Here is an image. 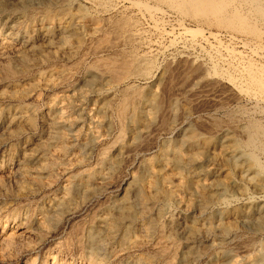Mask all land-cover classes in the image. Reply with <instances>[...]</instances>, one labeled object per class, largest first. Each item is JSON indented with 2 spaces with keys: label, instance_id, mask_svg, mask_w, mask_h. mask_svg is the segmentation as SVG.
<instances>
[{
  "label": "rangeland",
  "instance_id": "374dc122",
  "mask_svg": "<svg viewBox=\"0 0 264 264\" xmlns=\"http://www.w3.org/2000/svg\"><path fill=\"white\" fill-rule=\"evenodd\" d=\"M54 1L4 0L0 10V39L14 47L0 55V264H42L49 247L64 248L65 264H82L91 248L78 230L117 202L135 218L126 219L112 250L101 254L105 264H264V178L243 177L251 166L247 150L229 152L245 139L248 121L264 124V95L246 75L264 67V42L156 0ZM67 11L84 15L79 33L60 34L56 24ZM95 25L99 32L88 33ZM64 38L76 47L70 56L61 52ZM91 69L98 74L91 76ZM53 107L69 123L60 128L64 140L51 122ZM190 132L201 143L184 145ZM202 145L208 156L200 166L170 160L175 149L187 157ZM139 178L146 185L166 181L174 192L160 204L166 209L156 223L163 232L139 229L148 223L136 215ZM64 192L71 202L66 215L49 217L51 198ZM200 197H212L203 212L196 206ZM194 221L202 231L188 238ZM209 225L211 238L203 234ZM59 240L64 247L54 246Z\"/></svg>",
  "mask_w": 264,
  "mask_h": 264
},
{
  "label": "bare ground",
  "instance_id": "6f19581e",
  "mask_svg": "<svg viewBox=\"0 0 264 264\" xmlns=\"http://www.w3.org/2000/svg\"><path fill=\"white\" fill-rule=\"evenodd\" d=\"M31 1V0H30ZM57 1V0H56ZM54 1V2H56ZM63 1H68V0H63ZM70 1V0H69ZM102 1V0H101ZM160 3H165L167 5H169L171 8L175 9V11L180 12L181 14H185V15H190L196 18H200L203 21L209 23V24H215L217 26H221V27H225L228 29H231L233 31H236L238 33H245L247 34L249 37H251L252 39L256 40V41H260V42H264V0H156ZM71 2V1H70ZM3 3L4 0H0V10H3ZM53 3V0L52 2ZM57 3V2H56ZM68 3V2H67ZM144 3V2H143ZM7 4V3H6ZM58 4V3H57ZM5 5V4H4ZM71 5V4H70ZM54 6V5H53ZM62 6V5H61ZM66 6V5H65ZM147 6V5H145ZM52 7V6H51ZM60 7V6H59ZM64 7V6H63ZM72 7V6H71ZM61 8V7H60ZM79 8V7H78ZM11 9V8H10ZM67 9V8H66ZM7 10V9H6ZM65 10V9H64ZM68 10V9H67ZM70 10V9H69ZM84 10V9H83ZM74 11V10H73ZM73 11H67L65 13V15L63 14L64 18L63 20H60V22L58 21V23L56 24L57 27L60 30V34L69 32V33H79V26H81L82 20L84 15L80 14V13H76ZM62 12V11H61ZM64 12V11H63ZM87 12V10H86ZM1 13V12H0ZM23 13V12H22ZM26 13V12H25ZM4 14V13H1ZM11 14V13H10ZM18 14V13H17ZM21 14V13H20ZM7 15V13H6ZM12 16V15H11ZM16 17V16H15ZM56 17V16H55ZM98 18V17H97ZM94 19V18H93ZM95 20H97L95 18ZM104 20V19H103ZM109 20V19H108ZM52 21V20H51ZM99 21V19H98ZM49 22V21H48ZM97 22V21H94ZM100 22V21H99ZM109 22V21H108ZM120 22V21H119ZM126 21H123V23ZM129 22V21H127ZM11 23V22H10ZM54 24V23H53ZM93 24V23H92ZM97 24V23H96ZM101 24V22L99 23ZM97 24V25H99ZM131 24V21L129 23ZM128 24V25H129ZM208 24V25H209ZM38 25V24H37ZM95 25L93 27H91V29H89L88 33H91L92 35H95L99 32V27ZM108 25V24H107ZM129 25V27H131ZM100 26V25H99ZM116 26V25H115ZM134 26V25H133ZM118 27H120L118 25ZM122 27V26H121ZM125 27V26H124ZM123 28V27H122ZM121 28V29H122ZM134 28V27H131ZM120 29V30H121ZM126 29V28H125ZM129 29V28H128ZM230 30V31H231ZM24 31V30H23ZM103 31V29H102ZM46 31H44L45 33ZM49 32V31H48ZM81 32V31H80ZM122 32V31H121ZM124 32H127V30ZM68 33V34H69ZM129 33V32H128ZM133 33V32H132ZM128 34V35H132ZM196 33V32H195ZM67 34V33H66ZM4 35V34H3ZM64 35V34H63ZM81 35V33H80ZM125 35V34H124ZM127 35V33H126ZM126 35L124 37H126ZM10 36V35H9ZM47 36V35H46ZM50 36V35H49ZM134 36V35H133ZM14 37V36H12ZM45 37V35H44ZM48 37V36H47ZM95 37V36H94ZM248 37V38H249ZM2 38V37H1ZM9 38V37H8ZM130 38V36H129ZM12 39V38H11ZM10 39V40H11ZM30 39V38H29ZM48 39V38H47ZM85 39V38H84ZM24 40V39H23ZM45 40V39H44ZM63 45L61 48V52L63 53V55H72V53L74 52L75 49L72 47V45H70V41L67 42L65 40V38L63 39ZM127 40V39H124ZM56 41V40H55ZM85 41V40H84ZM253 41V40H252ZM254 41V42H256ZM11 42V41H10ZM9 41H7L6 39H0V55L4 56L6 55L9 51H14V47L13 45L10 43ZM23 42V41H22ZM61 42V40H60ZM25 43V42H24ZM259 44V43H258ZM261 44V43H260ZM45 46V45H44ZM106 46V45H105ZM18 47V46H17ZM47 47V45H46ZM60 47V46H59ZM105 48V47H104ZM103 48V49H104ZM109 48V47H108ZM13 49V50H12ZM30 49V48H29ZM59 50V49H58ZM78 52V50H77ZM76 52V53H77ZM61 53V54H62ZM74 55V54H73ZM75 56V55H74ZM44 57V56H43ZM67 57V56H66ZM63 57V58H66ZM73 57V56H71ZM70 57V58H71ZM1 58V57H0ZM3 58V57H2ZM9 58V57H7ZM69 58V59H70ZM4 59V58H3ZM68 59V60H69ZM132 59V58H131ZM135 59V58H134ZM6 60V57L5 59ZM42 60V59H41ZM128 60V59H127ZM130 60V58H129ZM136 60V59H135ZM143 60V59H142ZM126 61V60H124ZM141 61V60H140ZM7 62V61H6ZM5 62V63H6ZM139 62V59H138ZM4 63V64H5ZM23 63V62H22ZM119 63V62H118ZM123 63V62H122ZM121 63V64H122ZM147 63H150L147 61ZM107 64V63H106ZM134 63H132L131 65H133ZM137 64V63H136ZM139 64V63H138ZM145 65V63H143ZM101 65V64H100ZM142 65V64H141ZM147 65V64H146ZM2 66V65H1ZM6 66H8L6 64ZM99 66V65H97ZM102 66V65H101ZM113 66V65H112ZM117 66V65H116ZM10 66H8L9 68ZM111 67V66H110ZM114 67V66H113ZM139 67H141L139 65ZM143 67V65H142ZM5 68V67H4ZM122 68V67H121ZM147 69V68H146ZM145 69V70H146ZM3 70V69H2ZM14 70V69H13ZM17 70V69H16ZM72 70V69H71ZM140 70V69H139ZM143 70V71H145ZM4 71V70H3ZM15 71V70H14ZM91 76H96L98 73V71H93L91 69ZM147 71V70H146ZM89 72V71H88ZM115 72V71H114ZM118 72V71H117ZM6 73V72H5ZM14 73V72H13ZM17 73V72H16ZM64 73V72H62ZM124 73V72H123ZM125 74V73H124ZM12 75V74H11ZM15 75V74H14ZM113 75V74H112ZM247 75V79L249 84L252 86V88L254 90H257L258 92L261 93V95H264V67L260 66L259 68H254V69H250L248 71ZM90 76V77H91ZM44 78V76H43ZM101 78V77H100ZM121 78V77H120ZM246 78V77H245ZM65 79V78H64ZM115 79V78H114ZM40 80V79H39ZM63 80V79H62ZM106 80V79H104ZM55 80L52 81V83ZM90 81V80H89ZM95 81V80H94ZM101 81V80H100ZM117 81V80H116ZM36 82V81H35ZM49 80L46 82L48 83ZM105 82V81H104ZM93 83V82H92ZM95 83V82H94ZM50 84V83H48ZM47 85V84H46ZM45 83L43 84V86H46ZM93 85V84H92ZM32 86V85H31ZM49 86V85H48ZM46 86V87H48ZM103 86V85H102ZM30 90V89H29ZM256 91V92H257ZM125 94V93H124ZM256 95V94H255ZM107 96H109L107 94ZM111 97V96H110ZM264 97V96H263ZM105 100V99H104ZM110 100V99H109ZM105 103V102H104ZM106 104V103H105ZM56 106V104H54ZM53 105V106H54ZM60 108V107H59ZM106 108V106H105ZM50 109V108H49ZM101 109V108H100ZM52 113V119L51 122L55 125H57V130H58V136L57 138L61 139V127L65 126L66 124H69L67 121L62 119V115H63V110H60L56 107H53L49 110ZM2 112V111H1ZM49 112V113H50ZM67 112V111H66ZM81 114V113H80ZM75 116V115H74ZM124 116V115H123ZM104 118V117H103ZM12 119V118H11ZM94 119V118H93ZM23 120V119H22ZM72 120V119H71ZM100 120V119H99ZM102 120V119H101ZM248 120V119H247ZM250 120V119H249ZM30 122V121H29ZM11 125V124H10ZM72 125V124H71ZM68 126V125H67ZM173 126V125H172ZM64 128V127H63ZM102 129V128H101ZM142 129V128H141ZM76 130V129H75ZM79 130V129H78ZM83 130V129H81ZM96 130V129H95ZM98 130V128H97ZM57 133V132H56ZM89 133V132H88ZM94 134V133H93ZM244 134H245V139L243 141H234L231 146H230V154H235L237 151L239 150H247V154L249 156V160H250V168L246 171H243L242 175L243 177H247L248 176V172L253 173L255 176L258 177H263L264 178V164H262L259 160L258 157V153H261L262 155H264V124L261 123V121H257L256 120H250L248 121L247 125L245 126V130H244ZM57 135V134H56ZM55 136V135H54ZM229 136V135H228ZM80 137V136H79ZM180 137V136H179ZM232 137V136H231ZM55 138V139H57ZM64 138V137H62ZM54 139V138H53ZM64 140V139H61ZM100 140V139H99ZM124 140V139H123ZM122 140V141H123ZM234 140V139H233ZM121 141V140H120ZM56 142V141H55ZM61 142V141H60ZM184 145L188 144V145H193L195 144V142H199V137L194 136L193 134L190 133H186V135H184L182 137V141H181ZM54 143V142H53ZM201 143V142H199ZM231 143V142H230ZM39 144V143H38ZM48 144V143H47ZM76 144V143H75ZM46 145V144H44ZM73 145V144H72ZM119 146V145H117ZM187 146V145H186ZM64 147V146H63ZM197 147V146H195ZM195 147L192 149V151L188 152V156H183L181 151L179 149H175L173 154H172V158L170 159L172 161V163L183 167V168H190V167H195V166H200L201 161L200 158H202L201 156H208V149L205 147V145L199 146L195 149ZM122 148V145L121 147ZM115 149V148H114ZM188 149V148H187ZM186 149V152H187ZM190 149V147H189ZM228 150V149H227ZM61 151V150H58ZM220 151V150H219ZM30 152V151H29ZM37 152V151H36ZM185 152V153H186ZM191 152V153H190ZM223 152V151H222ZM120 153V152H119ZM228 153V152H227ZM238 153V152H237ZM25 154V153H24ZM184 154V152H183ZM67 155V154H66ZM84 155V154H83ZM222 155V154H221ZM229 155V154H228ZM35 156V155H34ZM85 156V155H84ZM227 156V155H226ZM33 157V156H32ZM50 157V156H49ZM166 157V156H165ZM229 157H231L229 155ZM235 157V156H232ZM231 157V158H232ZM241 158V157H240ZM13 159V158H12ZM32 159V158H31ZM169 159V158H168ZM167 159V160H168ZM234 159V158H233ZM46 160V159H45ZM238 160V159H237ZM70 161V160H69ZM234 161V160H233ZM243 161V160H242ZM32 162V161H31ZM76 162V161H75ZM169 162V161H168ZM236 162V161H235ZM43 163V162H42ZM170 163V164H172ZM232 163V162H231ZM57 164V163H56ZM75 164V163H73ZM115 164V163H114ZM234 164V163H233ZM48 165V164H47ZM77 165V164H75ZM46 166V164L44 165ZM211 166V165H210ZM26 167V166H25ZM48 167V166H46ZM45 167V168H46ZM242 167V166H241ZM38 168V167H37ZM63 168V167H62ZM66 168V167H65ZM112 168V167H111ZM44 169V168H43ZM64 169V168H63ZM62 169V170H63ZM50 170V169H47ZM103 170V168H102ZM180 170V169H179ZM198 170V169H196ZM29 171V170H28ZM46 171V170H45ZM195 171V170H194ZM47 172V171H46ZM172 172V171H171ZM247 172V174H246ZM23 173V172H22ZM30 173V172H29ZM44 173V172H43ZM60 173V172H59ZM69 173V172H68ZM54 174V173H53ZM67 174V173H66ZM250 175V174H249ZM252 175V174H251ZM50 176V175H49ZM31 177V176H30ZM54 177V176H53ZM88 177V176H87ZM164 177V176H163ZM155 178V177H154ZM251 178V177H250ZM83 179V178H82ZM88 179V178H87ZM105 175L101 176L100 178V182L103 183L105 182ZM247 179V178H246ZM257 179V178H256ZM175 180V179H174ZM191 180V179H190ZM251 180V179H250ZM30 182V181H29ZM15 183V182H14ZM32 183V182H31ZM196 183V182H195ZM195 183L193 185H195ZM263 183V182H262ZM101 185V184H100ZM195 187V186H194ZM20 188V187H19ZM103 188V187H102ZM198 188V187H196ZM233 191H238V188L236 185L232 184ZM98 189V188H97ZM103 190V189H102ZM262 190V189H261ZM134 191V190H133ZM178 191V190H177ZM74 192V191H72ZM78 192V191H77ZM97 192V191H96ZM103 192V191H102ZM130 192V191H129ZM68 193V192H67ZM95 193V192H94ZM100 193V192H99ZM134 193V197L136 199V202L138 204V213L136 215H138L139 217L143 218V219H148V223L146 224V227L143 225H137L139 226L140 230H146L148 229L150 232L154 233L155 231H157V229H160L162 231L161 228L162 226L158 227V224L156 223L157 219H159V217L161 215H163V210H165L166 208H162L160 206L161 203H163V201H167L170 200L171 198H173L174 192L172 190H170V188L168 187V183L166 181H160L158 183H151V184H145L144 180L142 178L138 179V187L137 189L133 192ZM71 194V193H68ZM73 194V193H72ZM184 194V193H183ZM85 195V194H84ZM178 195V194H177ZM53 196V195H52ZM69 196V195H68ZM68 196L67 194L64 192L60 195L55 196L54 198H51L50 201H52V205L49 208V217L51 215H56L58 217H62L66 215V204H70L67 202L68 200ZM74 196V195H73ZM76 196V194H75ZM97 196V194H96ZM70 197V196H69ZM78 197V196H77ZM101 197V196H100ZM50 198V197H49ZM74 198V197H72ZM175 198V197H174ZM75 199V198H74ZM93 199V198H92ZM222 198H220L221 200ZM49 200V199H48ZM79 200V199H78ZM212 200V197H200L197 201H196V206L197 208L200 210V212H203L206 207L207 204ZM124 201V200H123ZM78 202V201H77ZM84 202V201H83ZM121 202V201H120ZM126 202V201H124ZM128 202V199H127ZM126 202V203H127ZM172 202V201H171ZM125 203V204H126ZM129 203V202H128ZM188 203V201H187ZM115 204V205H114ZM164 204V203H163ZM93 205V204H92ZM112 205H114L112 207V209L110 210V213L105 215V216H99L101 215V213L98 215V218H95V220L93 222H91L92 224H90L87 228H84L83 230L79 229V233H83L86 235L87 241L90 243V247L91 248V253L89 252L88 257L86 258V260L83 261L82 264H105L104 260H102L101 254H107V252L111 249L112 250V245L116 239V236H118V232L120 228L123 226L122 224H124V222L126 221V219L128 217H131V219L133 220L135 218V214H130V213H125L124 211V203H113ZM166 205V204H165ZM131 206V205H129ZM72 207V205H71ZM76 207V206H75ZM74 207V208H75ZM69 208V207H68ZM73 208V209H74ZM109 208V207H108ZM72 210V209H71ZM109 210V209H108ZM124 210V211H123ZM135 210V209H134ZM137 210V209H136ZM135 210V211H136ZM103 211V210H102ZM98 212V211H97ZM190 212V211H189ZM44 213V212H43ZM79 213V212H78ZM99 213V212H98ZM36 214V213H35ZM48 214V213H47ZM46 214V215H47ZM201 214V213H200ZM46 215H44L46 217ZM179 215V214H178ZM41 216H43L41 214ZM43 216V217H44ZM263 222H264V211H263ZM37 218V217H36ZM52 218V217H51ZM163 218V217H162ZM139 219V218H138ZM50 220V218H49ZM54 220V218H53ZM174 221V219H172ZM44 219L42 217L38 218L36 220L37 225L41 228V226L43 227L44 225ZM47 221V220H46ZM57 221V220H56ZM88 221V220H87ZM85 221V222H87ZM135 221V220H134ZM138 221V220H137ZM136 221V222H137ZM142 221V220H141ZM170 221V219L168 220ZM167 221V222H168ZM184 221V220H183ZM131 222V221H129ZM145 221H143L144 223ZM160 222V221H158ZM80 223V222H78ZM133 223V222H132ZM141 223V222H140ZM139 223V224H140ZM146 223V222H145ZM161 223V222H160ZM170 224H177L174 222H169ZM218 223V222H217ZM81 224V223H80ZM79 224V225H80ZM131 224V223H130ZM165 224V223H164ZM211 224V223H210ZM76 225V224H75ZM87 225V224H86ZM135 225V224H134ZM134 225L131 227L133 228ZM145 225V224H144ZM183 225V224H182ZM15 226V225H14ZM84 226V225H82ZM125 226V225H124ZM136 226V225H135ZM169 226V224H168ZM167 226V227H168ZM178 226V225H177ZM185 226V223H184ZM164 227V226H163ZM173 227V226H172ZM180 227V226H179ZM73 228V227H72ZM130 228V229H131ZM175 228V227H174ZM181 228V227H180ZM202 227H200V225L197 222H193L192 225L190 226V228L188 230H184L186 236H188V238H193V236H195L198 232L202 231L200 230ZM34 229V227H33ZM74 229V228H73ZM129 229V228H128ZM137 229V228H136ZM169 229V228H168ZM172 229V228H171ZM204 229V228H203ZM134 230V229H133ZM173 230V229H172ZM175 230L177 231V229L175 228ZM180 230V229H179ZM178 230V231H179ZM37 231V230H36ZM49 231V230H48ZM123 231V230H122ZM132 231V230H130ZM148 231V232H149ZM166 231V228H165ZM169 231V230H168ZM175 231V233H176ZM221 231V230H220ZM68 232V231H67ZM73 232V231H72ZM143 232V231H142ZM141 232V233H142ZM163 232V231H162ZM231 232V231H230ZM78 233V235H79ZM145 233V232H143ZM171 233L173 234V232L171 231ZM183 233V232H182ZM23 234V233H22ZM27 234V233H26ZM64 234V233H63ZM72 234V233H71ZM75 234V233H74ZM126 234V233H125ZM147 234V233H146ZM149 234V233H148ZM147 234V235H148ZM203 234L205 235V237H212V235L214 234V229L212 227V225L206 227V229L203 231ZM16 235H19L18 233ZM38 235V234H37ZM77 235V236H78ZM82 235V234H81ZM159 235V234H158ZM169 236H171V234H168ZM32 236V235H30ZM61 236V235H60ZM66 236V235H65ZM75 237L76 240H78V237ZM153 236V235H152ZM174 236V235H173ZM172 236V237H173ZM176 236V235H175ZM15 237V236H14ZM50 237H58L57 234L52 232V235H50ZM67 237V236H66ZM141 237V236H140ZM146 237V235H145ZM148 237V236H147ZM146 237V238H147ZM170 237V238H172ZM203 237V236H202ZM210 237V238H211ZM24 238V237H23ZM27 238V237H26ZM84 238V235H83ZM174 238V237H173ZM233 238V237H232ZM60 239V237H59ZM166 239V238H165ZM184 239V238H183ZM31 240V239H30ZM44 240V239H43ZM80 240V239H79ZM84 240V239H83ZM134 240V239H133ZM149 240V239H148ZM178 240V239H177ZM229 240V239H228ZM42 241V240H41ZM65 241V239H64ZM68 241V240H67ZM160 241V240H159ZM158 241V243H159ZM16 242V241H15ZM70 242V241H69ZM83 242V241H82ZM117 242V241H116ZM220 242V241H219ZM9 243V242H8ZM7 243V244H8ZM85 243V241H84ZM130 243V242H129ZM171 243V242H170ZM12 244V243H11ZM54 246H60L61 242L60 240L57 241L56 243L54 242ZM71 244V243H70ZM86 244V243H85ZM20 245V244H19ZM29 245V244H28ZM52 245V244H51ZM4 246V245H3ZM6 246V245H5ZM43 246V245H42ZM66 246V245H65ZM70 246V245H69ZM75 246V245H74ZM85 246V245H84ZM87 246V244H86ZM160 246V245H159ZM30 248L32 247L31 244L29 246ZM64 247V245L62 246ZM61 247V248H62ZM165 247V246H164ZM191 247V246H190ZM13 248V247H12ZM39 248V247H38ZM57 248V247H56ZM82 248V247H81ZM139 248V247H138ZM166 248V247H165ZM193 248V247H192ZM199 248V247H198ZM36 249V248H35ZM64 248L57 250L55 248H50L49 247V251L45 254V260L42 264H65L67 263V261L65 260V258L63 257V251ZM83 249V248H82ZM115 249V247H114ZM159 249V247H158ZM168 249V248H166ZM187 249V248H186ZM66 250V249H65ZM69 250V248H68ZM73 250V248H72ZM75 250V249H74ZM77 250V249H76ZM80 250V249H79ZM121 250V249H120ZM119 250V251H120ZM171 248H170V252H171ZM189 250V249H188ZM6 251V250H5ZM34 251V249H33ZM114 251V250H113ZM153 251V250H152ZM174 251V250H173ZM3 252V251H2ZM8 252V251H7ZM82 252V251H81ZM164 252V251H163ZM67 253V252H66ZM77 253V252H76ZM79 253V252H78ZM111 253V252H110ZM167 253V252H166ZM163 253V254H166ZM173 253V252H171ZM190 253V252H189ZM21 254V253H20ZM65 254V253H64ZM74 254V253H73ZM153 254V253H152ZM68 255V254H67ZM66 255V256H67ZM169 255V253H168ZM181 255V254H180ZM195 255V254H193ZM107 256V255H106ZM111 255L107 256L110 257ZM133 256V255H132ZM131 256V257H132ZM147 256V255H146ZM164 256V255H163ZM172 256V255H171ZM263 256V260H264V255ZM19 257V256H18ZM68 257V256H67ZM104 257V256H103ZM114 257V256H113ZM157 257V256H156ZM167 257V256H166ZM169 257V256H168ZM165 258V259H168ZM257 257V256H256ZM1 258V257H0ZM70 258V257H69ZM105 259V258H104ZM258 259V258H257ZM262 259V258H261ZM70 260V259H69ZM170 260H172L170 258ZM247 260V259H246ZM5 261V260H4ZM111 261V260H110ZM80 262V261H79ZM136 262V261H135ZM69 263V262H68ZM81 263V262H80ZM107 263V262H106ZM138 263V262H137ZM264 263V261H263ZM72 264H74L72 262ZM236 264V263H235ZM238 264V262H237ZM260 264V263H259Z\"/></svg>",
  "mask_w": 264,
  "mask_h": 264
}]
</instances>
